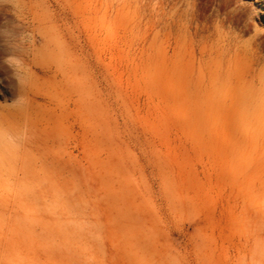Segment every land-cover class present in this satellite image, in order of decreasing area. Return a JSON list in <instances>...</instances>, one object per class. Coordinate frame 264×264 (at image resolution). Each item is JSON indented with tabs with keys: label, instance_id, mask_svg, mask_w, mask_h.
<instances>
[{
	"label": "rangeland",
	"instance_id": "1",
	"mask_svg": "<svg viewBox=\"0 0 264 264\" xmlns=\"http://www.w3.org/2000/svg\"><path fill=\"white\" fill-rule=\"evenodd\" d=\"M35 1L47 44L21 0H0V264H40L21 237L63 221L61 186L83 202L85 264L252 263L250 244H264V0ZM29 65L35 124L61 143L26 148L11 129ZM51 145L72 168L42 164Z\"/></svg>",
	"mask_w": 264,
	"mask_h": 264
},
{
	"label": "bare ground",
	"instance_id": "2",
	"mask_svg": "<svg viewBox=\"0 0 264 264\" xmlns=\"http://www.w3.org/2000/svg\"><path fill=\"white\" fill-rule=\"evenodd\" d=\"M21 2L22 6L28 12L29 17H31L32 21H29L32 22L31 27L34 33V37L36 38L39 35L47 44L50 41V32L48 30L47 23L42 19V16L39 13L37 2L35 0H21ZM34 71L32 70V67L30 65L27 70H24L27 80L20 84V101L18 102V105L13 109L10 118L8 119V121L11 123L10 126L12 131L17 135L21 134L23 136L21 140L23 141L26 148H30L35 143H43L47 145L48 139L50 137V139H52L53 141L58 140L60 141V143L65 138L63 134L54 130V128H51L48 132L46 130L38 128L35 124V114L37 110L43 106V104L39 103L38 95L36 94ZM47 148L50 153L46 154L48 157L44 158L42 164H47L50 161L51 164L60 166L64 169L72 168L73 165L69 160L64 159L63 157L57 155L55 151H52V145L51 147ZM19 161V164L25 169V173L28 172V170L36 164V162H33V158H30L28 150L25 151L24 154H22ZM56 189L57 191H59L58 195L59 198H61L60 202L62 208L61 213L57 214V217H62L63 221L58 222V218L50 215L51 221L53 220V228L47 229L46 232H44V235H42L43 231L36 234L34 232H31L30 230H27V233H25L24 237H21V243H25V240L27 239H32V242H35V244L37 245V249H40L43 255L41 258L43 260H39L40 264H44L46 261H49L51 264H85V261L87 260L84 259V254L86 255L87 253H89L88 250L90 248V230H87V224L85 225V221L83 222L80 217V214L82 212L79 208L81 205V201L76 197L72 198L74 200H70L69 197L72 196V190L74 189V187L67 188L66 186H61L57 187ZM41 195L45 199H47V197L49 196L52 202H56L55 197L57 196L55 192L51 193L46 191L42 192ZM67 195L69 197H67ZM53 214L55 213L53 212ZM74 224L75 226H73ZM90 225L92 226V223ZM258 247L260 250L259 257L257 259H254V256L256 255V253H254V250L258 249ZM249 251L252 263L246 262V254L245 256H243L241 261L239 260L240 264H264V244L262 242L260 243L259 241L258 243L257 240H254V243L250 244Z\"/></svg>",
	"mask_w": 264,
	"mask_h": 264
}]
</instances>
